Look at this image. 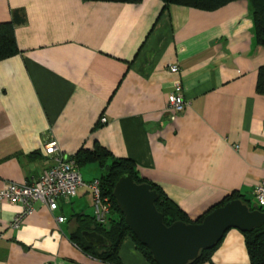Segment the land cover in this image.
Returning a JSON list of instances; mask_svg holds the SVG:
<instances>
[{
  "label": "crops",
  "instance_id": "0c3cea01",
  "mask_svg": "<svg viewBox=\"0 0 264 264\" xmlns=\"http://www.w3.org/2000/svg\"><path fill=\"white\" fill-rule=\"evenodd\" d=\"M11 20L20 52L0 61V190L37 180L52 163L45 145L54 139L68 158L101 146L131 159L192 218L233 191L256 204L264 46L255 41L247 0L214 11L164 9L162 0H0V22ZM177 80L188 102L179 113L168 108ZM79 170L91 181L105 168L85 161ZM34 207L15 229L9 223L22 205L3 203L0 264H152L130 237L119 263L81 249V238L103 246L83 234L94 232L82 229L95 214L86 186L56 210L40 201ZM204 264H250L242 232L228 230Z\"/></svg>",
  "mask_w": 264,
  "mask_h": 264
},
{
  "label": "trees",
  "instance_id": "16d2710c",
  "mask_svg": "<svg viewBox=\"0 0 264 264\" xmlns=\"http://www.w3.org/2000/svg\"><path fill=\"white\" fill-rule=\"evenodd\" d=\"M97 1V0H88ZM102 1H121L137 3L141 0H102ZM164 2V9L170 4H179L198 8L206 11L217 10L230 2L236 0H162ZM249 5L250 16L253 20V33L256 43L264 46V0H247ZM15 20L0 22V61L12 57L20 52L16 30ZM257 91L264 95V64L260 66L258 71ZM76 161L81 166L85 161H94L105 168L104 173L99 178L101 181V188L104 195H109L112 201V210L108 216V223L99 224L95 217H88L86 225L82 229H89L98 232L106 237L109 241L108 245L95 248L79 236H73L80 240L81 249L105 262L119 263V252L124 239L130 237L136 248L140 253L152 264H157L153 258L150 249L142 244L138 238L133 234L127 223L125 222L124 214L119 210L115 198L112 196L113 189L118 179L125 175L131 174L133 179L138 182H147L152 185V188L157 190L158 199L156 200L157 209L163 214L165 224L170 225L176 220H182L186 223L201 222L205 215L211 212L216 207L224 205L232 199H240L247 203L250 209H260L264 211V207L251 203V200L246 198L238 191H233L225 195L220 201L210 206L204 213L192 218L186 213L176 202H174L165 191L156 183L141 176L136 169L135 163L129 158L113 157L110 152L97 146L94 150L81 149L75 155ZM109 161V162H108ZM244 235L245 245L248 251L250 264H264V224L254 228L251 231H241ZM225 236V235H224ZM80 237V238H79ZM224 239V237H223ZM220 240L214 247L209 249H202L197 258L190 261L188 264H204L212 263V255L222 243Z\"/></svg>",
  "mask_w": 264,
  "mask_h": 264
},
{
  "label": "water",
  "instance_id": "95a60500",
  "mask_svg": "<svg viewBox=\"0 0 264 264\" xmlns=\"http://www.w3.org/2000/svg\"><path fill=\"white\" fill-rule=\"evenodd\" d=\"M125 222L146 245L157 264H188L202 249L214 247L232 228L251 231L264 224V211L250 209L240 199H232L216 207L201 222L176 220L165 224L163 214L156 207L157 190L147 182H136L131 174L121 176L112 192ZM94 246L108 245L98 232H84Z\"/></svg>",
  "mask_w": 264,
  "mask_h": 264
},
{
  "label": "built area",
  "instance_id": "2783aa9c",
  "mask_svg": "<svg viewBox=\"0 0 264 264\" xmlns=\"http://www.w3.org/2000/svg\"><path fill=\"white\" fill-rule=\"evenodd\" d=\"M169 71L177 73L179 65H170ZM187 103L184 97L183 84L180 80H177L168 97V108L179 113L184 110ZM106 121L107 118L103 117L102 122ZM45 152L52 163L43 170L37 180L28 183L9 181L0 190V210L4 202L22 205V210L10 221L9 227L19 228L24 219L34 212V204L37 201L47 205L52 211L56 210L59 200L69 201L76 196L80 186L88 187L93 193L96 222L106 224L112 210V201L109 195L103 194L100 179L85 181L76 159L65 157L60 151L58 142L54 139L45 145ZM254 196L256 204L264 207V177L256 185ZM64 220V216L57 217L58 222Z\"/></svg>",
  "mask_w": 264,
  "mask_h": 264
},
{
  "label": "rangeland",
  "instance_id": "374dc122",
  "mask_svg": "<svg viewBox=\"0 0 264 264\" xmlns=\"http://www.w3.org/2000/svg\"><path fill=\"white\" fill-rule=\"evenodd\" d=\"M96 168H98V167H96ZM86 170H89V168H87V169H84V170H83V172H85ZM97 173H99V172H97Z\"/></svg>",
  "mask_w": 264,
  "mask_h": 264
}]
</instances>
